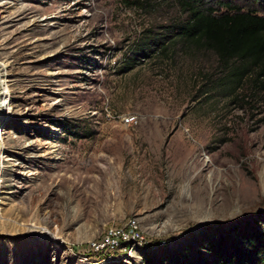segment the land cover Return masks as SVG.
I'll return each mask as SVG.
<instances>
[{"label":"rangeland","instance_id":"obj_1","mask_svg":"<svg viewBox=\"0 0 264 264\" xmlns=\"http://www.w3.org/2000/svg\"><path fill=\"white\" fill-rule=\"evenodd\" d=\"M187 18L177 0H0V264H214L264 231V91L177 36ZM133 218L142 241L92 248Z\"/></svg>","mask_w":264,"mask_h":264},{"label":"trees","instance_id":"obj_2","mask_svg":"<svg viewBox=\"0 0 264 264\" xmlns=\"http://www.w3.org/2000/svg\"><path fill=\"white\" fill-rule=\"evenodd\" d=\"M177 1L188 18L173 26L176 35L201 41L212 49L235 87L252 80L256 89L264 91V15L223 0L216 4L204 0ZM220 4L226 11L216 8ZM141 48L144 50V46ZM133 64L122 72L133 68ZM249 228H244V247L236 245L229 252L219 253L214 264H264V231Z\"/></svg>","mask_w":264,"mask_h":264},{"label":"built area","instance_id":"obj_3","mask_svg":"<svg viewBox=\"0 0 264 264\" xmlns=\"http://www.w3.org/2000/svg\"><path fill=\"white\" fill-rule=\"evenodd\" d=\"M137 121L136 115L124 117L125 124L131 125ZM144 236L139 229L136 218L130 219L126 224L118 227H110L97 241H92V248L97 251L114 250L140 242ZM124 245V246H123Z\"/></svg>","mask_w":264,"mask_h":264},{"label":"bare ground","instance_id":"obj_4","mask_svg":"<svg viewBox=\"0 0 264 264\" xmlns=\"http://www.w3.org/2000/svg\"><path fill=\"white\" fill-rule=\"evenodd\" d=\"M3 75V74H2ZM1 90V89H0ZM7 92L8 91H6V90H4L3 92H2V95L4 94V97L6 98L8 95H7ZM2 136V135H1Z\"/></svg>","mask_w":264,"mask_h":264}]
</instances>
